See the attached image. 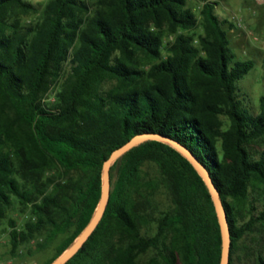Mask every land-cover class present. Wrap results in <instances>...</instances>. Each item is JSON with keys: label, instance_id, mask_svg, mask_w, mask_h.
Returning a JSON list of instances; mask_svg holds the SVG:
<instances>
[{"label": "trees", "instance_id": "1", "mask_svg": "<svg viewBox=\"0 0 264 264\" xmlns=\"http://www.w3.org/2000/svg\"><path fill=\"white\" fill-rule=\"evenodd\" d=\"M216 5L204 1L198 18L188 0H48L24 22L32 4L0 0V226L6 221L11 256L31 242L44 251L61 236L44 264L56 259L97 207L105 160L154 133L186 147L209 172L233 264L238 242L264 221L250 199L264 187V148L256 145L264 96L258 113L242 107L235 83L253 62L231 52L235 25ZM110 184L100 222L65 264H220L211 196L171 146L151 140L130 149L111 166ZM159 191L168 206L155 215ZM15 210L19 220L9 216Z\"/></svg>", "mask_w": 264, "mask_h": 264}, {"label": "rangeland", "instance_id": "2", "mask_svg": "<svg viewBox=\"0 0 264 264\" xmlns=\"http://www.w3.org/2000/svg\"><path fill=\"white\" fill-rule=\"evenodd\" d=\"M36 9L35 12L22 17L24 22L34 21L39 16V11L48 0H26ZM92 2L93 0H88ZM204 1L216 2L215 13L220 19H227L234 24L235 19H241L240 27L228 29L229 47L237 60H251L252 70L235 83L239 91V100L244 109L250 114L259 112V100L264 96V0H188V6L199 18V11ZM235 25V24H234ZM227 27V26H225ZM199 32V30H197ZM108 86V85H107ZM257 148H264V139L257 142ZM143 170L153 176L155 168L151 165L144 166ZM264 187L251 189L250 199L253 201L254 216L258 217L264 208ZM157 215L168 206V197L164 191H159L154 198ZM246 208H241L240 222L247 221ZM9 216L19 220L18 210L10 211ZM8 226L4 221L0 226V264H44L54 255L55 246L63 237L57 240L46 250L36 252L34 242L20 247L18 256H11L8 242ZM153 233V230L149 231ZM148 253L142 256L145 260L151 256ZM264 258V221L256 223L250 231L238 242L233 255V264H257L256 257Z\"/></svg>", "mask_w": 264, "mask_h": 264}, {"label": "water", "instance_id": "3", "mask_svg": "<svg viewBox=\"0 0 264 264\" xmlns=\"http://www.w3.org/2000/svg\"><path fill=\"white\" fill-rule=\"evenodd\" d=\"M151 140L163 142L171 146L173 149H175L178 153H180L184 158H186L189 161V163L193 166L195 171L203 180L211 196L216 217L218 220V224L220 227L221 240H222L220 264H229L231 240H230L229 226L227 222V215L224 206L221 202L220 194L217 188L215 187V185L213 184L209 172L186 147H184L175 140L154 133L134 136L123 146L114 150L110 154L109 158L105 160L101 170L100 199L89 223L80 233V235L69 245V247L65 251H63L56 259H54L50 264H65L68 260H70L83 246V244L86 242V240L89 238V236L92 234V232L100 222L104 214V211L106 209V206L108 204V200L110 196V187H111L110 168L114 164V162L118 158L123 156L126 152H128L130 149L138 146L143 142L151 141Z\"/></svg>", "mask_w": 264, "mask_h": 264}, {"label": "built area", "instance_id": "4", "mask_svg": "<svg viewBox=\"0 0 264 264\" xmlns=\"http://www.w3.org/2000/svg\"><path fill=\"white\" fill-rule=\"evenodd\" d=\"M255 1H258V2H260L261 0H255ZM241 23H242V20L240 19H235V21H234V24H235V26H237V27H240L241 26Z\"/></svg>", "mask_w": 264, "mask_h": 264}]
</instances>
